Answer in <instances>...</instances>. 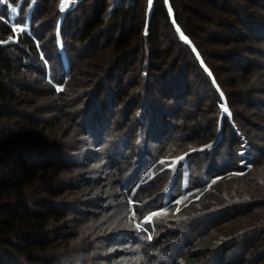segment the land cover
I'll use <instances>...</instances> for the list:
<instances>
[{"label": "trees", "instance_id": "1", "mask_svg": "<svg viewBox=\"0 0 264 264\" xmlns=\"http://www.w3.org/2000/svg\"><path fill=\"white\" fill-rule=\"evenodd\" d=\"M61 1L0 2V264L96 263V256L81 253L85 247L91 252L96 248L87 235L73 231L71 205L59 201L64 186L59 181L66 180V168L88 164L86 155L80 157L81 165L70 163V152L79 147H72L73 139L84 134L93 138L96 108L103 104L117 107L119 121L112 114L105 130L110 132L98 140L99 148L123 138L126 149L143 137L146 146L152 139L158 145L155 154L178 158L211 143L210 149L188 156V189L199 190L200 196L177 212L157 216L152 225L157 236L139 240L143 234L132 230L104 241L116 237L115 244L134 247L130 256L138 257L136 264H264V0H133L117 4L107 22L103 16L109 0H79L66 11H61ZM88 1L92 4L83 7ZM9 4L18 10L12 21ZM78 11L75 23L81 28L70 34ZM44 17L52 33L38 23ZM12 25L25 30L16 34ZM80 69L84 76L79 82ZM219 90L254 155L252 168L243 175L228 174L239 167L242 142L226 120L218 132ZM71 92L81 99L76 107L69 102ZM176 95L188 100L175 104V111L173 104L160 100ZM238 102L249 110L261 108L255 118L259 124H253L257 134L241 125L253 118L240 117ZM47 111L54 114L51 122L39 117ZM68 122L72 124L64 133ZM54 128L59 138L50 136ZM116 148L103 151L110 161L101 176L114 169ZM146 157L153 155L138 146L130 166L133 176L148 168ZM166 173L161 169L150 183L131 187L117 208L128 209L129 198L139 202L140 193L149 192L144 198H152L156 186L166 184ZM118 177L112 178L123 192L121 185L125 181L128 188L129 180ZM181 180L180 173L173 179L174 189ZM228 183L234 187L227 189ZM159 190L163 196L167 192ZM154 198L156 204L162 196ZM83 207L90 210L94 204ZM89 210L79 212L82 222L93 216ZM93 242L99 244L98 239Z\"/></svg>", "mask_w": 264, "mask_h": 264}, {"label": "rangeland", "instance_id": "2", "mask_svg": "<svg viewBox=\"0 0 264 264\" xmlns=\"http://www.w3.org/2000/svg\"><path fill=\"white\" fill-rule=\"evenodd\" d=\"M6 0H3L2 3H4ZM79 0H62L61 1V6L63 5V10L61 11H66L70 7L75 6L78 3ZM8 5V3L6 2ZM92 4L91 1H88L83 5V7H89ZM117 4H120V0H109L106 11L104 13V18L105 21L107 22V17L109 14L112 12V10L117 6ZM17 8L11 4H9V18L12 21L16 15H17ZM80 11L75 13V15L71 19V25L70 26V34H73L75 29L81 28V24L77 25L75 23L76 19L80 17ZM82 20V19H81ZM39 24L43 25V29L45 32H47V28H50L49 21L47 20L46 17L40 19L38 21ZM49 26V27H48ZM12 28L15 29V33L18 34L21 31L25 30V27L23 25H12ZM20 28V31L18 30ZM49 31V30H48ZM52 33L51 31H49ZM48 33V32H47ZM78 35V34H77ZM69 42H73L71 39H69ZM103 40L101 39L99 44H102ZM107 49L110 50V46ZM99 51L102 50V47L99 46L98 49ZM75 60L76 57H75ZM78 62V61H77ZM224 68V67H223ZM222 69V68H221ZM85 70V69H83ZM220 71V70H219ZM223 73V75H222ZM222 76H226L225 72H222ZM84 74L82 73V69L77 72V77L79 79L83 78ZM233 79V80H232ZM229 81H235L234 78L227 79ZM228 82V81H227ZM74 83H69V88L71 86V89L74 86ZM73 86V87H72ZM40 89V88H39ZM133 90V89H132ZM57 91H61V87L57 89ZM44 95V94H43ZM75 93L71 92V94H68V97L70 98V103L72 106H77L80 102L81 99L76 100L75 99ZM171 101L167 99V97H164L162 99L160 97V100L163 104H166L167 106L171 103L174 105L173 109L175 111V104L177 106H180L188 100L187 96H183V99H179L176 95V97H173ZM75 99V100H74ZM51 102L54 104L58 105L59 100L52 98L49 99ZM58 100V101H55ZM217 106H219L218 111H219V124H218V132L220 130V127L222 125L223 120H226V122L229 124V126L232 127L233 131L236 132V137L239 138V143L242 142L241 144V149L239 150V156H241V160L238 164V169L236 171H232L228 173L229 175H243L247 173L251 168H252V163L254 160V155L251 152V148L248 145V140L247 138L240 132L237 124H235L232 113L229 109L228 101L226 96L224 95L223 92L219 90V94L217 95ZM177 101V102H176ZM103 104V102H101ZM223 105L224 108L223 110L220 108V106ZM101 106V105H100ZM186 105V107H189ZM237 111L240 114V117L243 119L244 117H249L253 118L248 119L245 118L241 125L244 127L245 130H250L251 132L250 135L257 134L255 132V127L253 124L258 123L257 121V114L261 113L260 109L258 107H254L256 111H252L254 108L251 110L247 109V106L244 104H241V102H238L237 105ZM26 108V107H25ZM33 107H29L27 110H32ZM117 108V107H116ZM116 108L110 107L108 104H103L102 108H96V113L97 115L95 116V119L97 121V124L92 125L91 127V132L93 138L88 139L87 136L84 134L83 136H78L75 139H73L75 143H73L72 147L76 144L79 147H73V151L70 152L71 156L73 157V162H70L73 165H81V156L86 155L87 157V165L86 166H77L74 168H66V171H63V175L65 174L66 180L64 179H59L60 185L64 183V186H62L63 194H59V201L62 202L63 204H70L71 207H69L68 211V220H70V224L74 225V230L76 232H79L81 234L87 235L89 237V243L92 244V248L94 251L91 252L92 249H83L81 253H84V257L88 255H94L98 259L96 263L94 264H136L138 257H133L131 258V250L136 252L134 247H130L126 244L124 245H119L117 242L116 237L109 241V239H106L108 236L119 234H130V232L137 231L138 233H142L143 235L139 237V240H152L155 236H157V232L155 230V227L153 225L154 219L159 216L163 215L166 213V211H170L171 209L175 212L182 206V204L187 203L191 200L192 197L198 195L199 197V190H189L188 189V178H189V173L187 172L188 170V163H189V154L190 153H195L197 151H203L206 149H210L211 143L207 145H202L197 147L195 150H191L189 152H186L182 156H179L178 158H170L166 156H161L155 154L154 152L158 145L153 141V139L150 141L151 143L149 145H145L142 142V138H138L136 141H133L131 145L128 148L123 147V141L124 139L121 138L120 142L115 141L113 145H108L107 143L104 144V146L97 147L99 145L98 140L105 137V134L109 133L106 130L108 125L112 122V114L116 112V119L114 120L115 123L117 124L118 120V111ZM227 108V111L224 109ZM57 114V113H55ZM252 117H251V115ZM54 114L50 113V111H47L44 113V115L39 116L42 118H47L46 120L48 122L52 121V116ZM59 116V112H58ZM97 117V118H96ZM70 118V117H69ZM256 118V119H255ZM264 119V117H262ZM24 119V118H23ZM22 118H19L17 120H21V123H23ZM64 120V119H62ZM255 120V121H254ZM261 121V120H260ZM247 122V123H244ZM249 122V123H248ZM72 122H68L64 128V133L70 128ZM252 124V125H251ZM46 125V124H44ZM250 126V127H249ZM253 126V127H252ZM46 127V126H45ZM59 128V127H58ZM73 129V130H72ZM71 129V134L75 132V128ZM113 129V128H112ZM253 129V130H252ZM47 132V131H46ZM205 132V131H203ZM62 133V132H61ZM168 132H166L167 134ZM114 134V133H113ZM204 134V133H202ZM201 135V134H200ZM206 136V134H204ZM50 136L52 138H59V129H53ZM110 136V135H109ZM108 137L105 138V142H107L109 139ZM111 138V136L109 137ZM113 139V138H112ZM163 139V136L160 137V140ZM96 141V142H95ZM201 143H204L206 140H201ZM77 142H80L77 144ZM142 142V143H141ZM138 145H137V144ZM200 143V144H201ZM118 146L116 148V151L114 152V155L112 157V163L115 165L114 169L109 173L108 177L107 176H101L102 171L105 170L106 165H109L110 160H105L103 158V151L110 148ZM138 146L141 149L147 150L148 153L152 154L153 157L148 158L146 157L144 162V165H147L148 168L144 169L141 171V173H138V175L133 176L135 172H133V168H130L131 165L134 164L136 158H135V150L138 152ZM79 148V149H78ZM225 148V147H224ZM125 149V150H124ZM155 149V150H154ZM100 153V158H97L96 156L97 153ZM109 156V155H108ZM102 158V159H101ZM110 158V156H109ZM222 158V157H221ZM103 161V162H101ZM103 164V165H102ZM58 165V164H55ZM165 170L167 173V178L165 180V185L163 186H156V189L154 190V196H162V198L155 204V198L154 196L152 198H144L147 196V193H140L139 195V202H136L135 200L129 198L127 207L125 205H121V209L119 210L117 208L118 204L123 202V197L124 193L129 191L131 187L135 190L138 187H141L143 184L150 183L153 181L155 176H157L158 172L160 170ZM119 173H122V175ZM182 175V180H181V185L180 188H175L174 189V181L173 179L180 174ZM119 176L122 178H125L129 180V189L127 188V183L124 181V183L121 185L123 189V192L118 189V187L115 185L114 180L112 177L113 176ZM54 177L53 175H50ZM85 177V178H84ZM118 177V178H119ZM217 178H213L209 181V183L206 186V189H208L215 181ZM51 180V179H50ZM236 184V183H235ZM231 186L234 187V183H228L225 185L227 189H230ZM165 188L164 193L170 189L171 193L167 191L164 196L161 194V191L159 190ZM179 190V191H178ZM160 193V195H159ZM134 194V191L132 192L131 195ZM157 201V200H156ZM84 204H94V207L91 208L90 210L83 207ZM161 206H163L161 208ZM72 209V210H71ZM71 210V211H70ZM89 210L93 212V216L89 218V220H82V214L79 212L84 213V211ZM125 210V212H124ZM133 224V227L130 226V224ZM64 230V229H63ZM61 230L60 233H63L64 231ZM98 234V235H97ZM66 239V238H65ZM99 241V244H94L93 240ZM59 243H63V238H57ZM112 242V243H111ZM132 248V249H131ZM80 250V249H79ZM80 252V251H79ZM234 253V252H233ZM86 254V255H85ZM130 256V257H129ZM134 260V261H133ZM166 264H169V261L165 260ZM138 264V263H137Z\"/></svg>", "mask_w": 264, "mask_h": 264}, {"label": "built area", "instance_id": "3", "mask_svg": "<svg viewBox=\"0 0 264 264\" xmlns=\"http://www.w3.org/2000/svg\"><path fill=\"white\" fill-rule=\"evenodd\" d=\"M133 0H120V4L122 5H127V4H130L132 3ZM20 31V28L18 29ZM220 108L223 110L224 106L221 105Z\"/></svg>", "mask_w": 264, "mask_h": 264}, {"label": "snow or ice", "instance_id": "4", "mask_svg": "<svg viewBox=\"0 0 264 264\" xmlns=\"http://www.w3.org/2000/svg\"><path fill=\"white\" fill-rule=\"evenodd\" d=\"M0 2H3V0H0ZM61 10H63V5L61 7ZM177 31H179V29H177ZM181 38L186 40V37H184L182 33H181ZM224 110L227 111V108H225Z\"/></svg>", "mask_w": 264, "mask_h": 264}]
</instances>
